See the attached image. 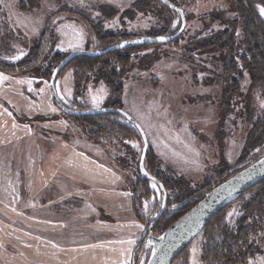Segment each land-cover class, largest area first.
Returning <instances> with one entry per match:
<instances>
[{
    "label": "rangeland",
    "instance_id": "1",
    "mask_svg": "<svg viewBox=\"0 0 264 264\" xmlns=\"http://www.w3.org/2000/svg\"><path fill=\"white\" fill-rule=\"evenodd\" d=\"M132 1L0 0L1 7L3 11H6L9 21L5 25L6 33L13 31V35H9V48L11 49H7L8 46L2 47L1 42L4 45L2 30L5 29L2 23L4 19H0L2 23L0 24L3 26L0 27V48H3L0 52L1 57L8 61H15L17 59H13V57H21V52L25 54L26 45L37 36L47 15L53 10L58 11L51 20L56 35L55 43L52 45L53 50L63 54L85 47L88 43L92 46L96 45L98 39L95 36L86 37V28L72 17L66 7L77 9L84 13L88 19L94 20L105 16L106 6L113 8L114 16L108 19L104 18L103 24L104 28L110 31L116 29L128 31L138 27L140 29L148 28L158 21L153 9L145 10V12L133 9L132 12L136 11L135 18L133 17L131 20L127 18L128 14L125 15V10ZM215 1L198 2L196 8L217 5ZM187 8L190 20L184 34L190 35L195 33L196 29L201 28L199 27L200 22H193L195 17L191 4L187 5ZM256 9L259 13L257 7ZM260 17L264 18L261 15ZM212 25L214 28L222 26L218 22H213ZM73 29L79 32L80 36H77ZM185 35H183L184 38ZM183 36L178 43L149 46L133 54L144 56L145 54L146 56L156 54L158 57L151 65L147 67L134 65L132 70L126 73L122 80L119 104L140 122L146 132L151 148L150 152L153 155L148 164L154 168L157 165L158 168H164L166 165L171 167L178 177L193 187L203 181V178L214 176L215 172L223 167L228 165L231 167L242 161L239 159L247 152L243 153L241 147H243L245 135L251 122L259 112L258 110L264 106V91L258 83H251L252 76L247 71H244L245 77L242 86H240L241 90L238 92H233V90L227 92L226 84L221 82L222 79L219 80L217 76L216 79L212 78V81H204L205 75L211 71V64L201 57L197 58L193 52L188 56L181 53L178 48L182 47L185 42ZM76 43H79L80 46L69 47V44ZM133 58L131 60L136 63V58ZM215 61L220 65L218 59ZM73 68L74 65H69L55 81L58 94L64 102L71 106L77 105V103L92 106L109 104L111 90L101 80L96 82L90 79L86 80L84 89L74 94ZM0 74L8 77V79L0 81V174L3 176L10 174L11 172L6 171V167L8 169V166L14 165L18 169L13 170L11 175H15L19 179L20 171L22 172L26 168L24 164L30 163L32 167V164L42 161V165H49V159H51V163L56 164L59 168L56 173L66 174L67 180L77 184V195L88 197L97 207L109 209L96 218H93V214L85 209V216L89 215L93 219L86 216L71 220L69 218L64 221V226L68 227L66 229L69 232L71 229H84V223L86 225L88 223L96 226L101 225L100 227L104 228L102 234L95 238L75 234L76 231L73 230L71 232L73 234L62 236L64 240L61 244L55 242L57 241L56 237L44 234L40 230L42 227L38 225L34 226V233L30 235L11 236L7 234L8 230L1 234L2 224L6 226V220L3 217L0 220V264H124L125 261L130 264L132 249L143 230V227L140 226L145 224L150 215L149 212L155 208L160 196V189L157 184L151 182L150 186L154 188V193H151L149 197H142L135 212L132 208L134 219L131 217L129 206L125 213H121L124 214V217H120L121 214L118 213L124 211L127 206L125 195L120 196L117 193L108 192L104 195L99 190L111 189V185H125L132 193L131 188L134 187L133 184L137 180L134 164H137L142 146L139 135L136 133L128 135L122 140L119 139L120 141L114 138L110 143L105 141V145H100L93 141L90 135L82 130L67 113L56 106L50 95L46 76L30 72L14 73L13 75L0 71ZM20 81L25 82L21 83ZM27 81H31V84ZM94 96L97 98L98 105L93 103ZM225 101L227 102L224 103ZM53 108L55 111H52ZM11 114L14 116L12 121L10 120ZM98 136L102 138L104 133L100 132ZM95 146L102 148V157L111 156L113 160L116 157L123 163L122 165L117 163V171L114 169L115 173L107 172L105 166L85 165L84 162L93 163L87 161L89 156L80 151H78V155L76 153V150H80V148ZM26 149L29 150L28 155L25 154ZM52 150L59 154L52 153L51 156H48ZM5 157L8 158L6 162L3 161ZM76 158H78L77 161H75ZM7 161L13 163L8 164ZM214 161L216 163H212ZM30 165L28 169L31 168ZM37 167H39V163L36 164L35 168ZM43 169L44 179H40L43 181L40 187L45 192V196H48L50 189H48L47 183L50 184L49 180H54L56 174H53L49 168ZM37 173L39 172H35V174ZM258 186L248 189L239 198L230 202L211 222L214 226H210V228L219 231L218 233H222L223 228H228L234 234L241 223L242 216L245 215L244 204L251 198ZM169 193L170 199L168 200L171 204L174 202L173 190ZM98 198H106L105 200L108 202L105 203ZM234 209L235 213L229 216L228 214ZM0 216L4 215L0 212ZM134 220L137 224L135 225L137 230L134 237L131 238L135 241L134 244L120 239L119 235L110 237V234L114 233L111 229L115 228L117 224L122 223L123 226L130 227ZM17 221L15 220V222ZM30 221L41 225L53 224L48 219L31 218ZM158 232V229L153 228L152 234L156 235ZM213 233L216 234L213 235ZM218 233L210 232V229L199 232L190 241L184 252L171 260V264H204L201 260L205 252L204 247L220 238ZM258 237L257 244L253 245L251 254L245 257L247 264L257 257L264 256V226L259 230ZM13 240L16 241V246H12L15 250L5 244ZM121 241L124 243H120ZM149 241L150 239L145 236L141 246L137 249L136 264H143L145 261L150 247ZM128 249H131L130 254Z\"/></svg>",
    "mask_w": 264,
    "mask_h": 264
},
{
    "label": "trees",
    "instance_id": "2",
    "mask_svg": "<svg viewBox=\"0 0 264 264\" xmlns=\"http://www.w3.org/2000/svg\"><path fill=\"white\" fill-rule=\"evenodd\" d=\"M170 1L181 6L184 10V16L186 17V25L176 38L167 42L153 44L143 43L141 45L114 49L99 55H76L60 69L61 71L59 73L60 75L69 65H74L72 72L74 94L84 89L86 80L90 79L93 82L101 80L105 82L111 90V99L107 105L120 106V91L122 90V80L125 78L126 73L129 70L131 71L134 65L138 67H147L158 57L156 54L148 56H146V54L145 56L133 54L149 46L180 42L179 39L181 36L185 35L184 32L190 20L187 8L189 4H191L194 11L193 16L195 18L193 22H200L199 27L201 29H196L195 33L185 35V38L183 36L185 42L182 44L183 46L178 49L187 56L189 53L193 52L197 58L201 57L204 61L207 60L208 64H211V71L205 75L204 81H212V78L216 79L217 76L219 80L222 79L221 82L226 84L225 87H227V92H229V90L238 92L241 90L240 86H242V81L247 71L252 76L251 83H258L264 91V18L260 17L256 9V4L262 3V0H216L215 2H217V5L199 8H196L198 2L203 3L207 0ZM66 9L72 14V17L84 25L86 28L85 32H87L86 37L92 38V36H95L98 39V43L93 46L88 43V41V44L85 46L86 48L102 47L111 42L136 35L172 33L180 24L178 12L159 0H133L130 2L129 7L125 10V15L128 14L127 18L130 20L133 19V17L135 18L136 11L132 12L133 9L142 10L144 12L145 10L148 11L153 9L158 17V21L148 28L144 27L140 29L138 27L128 31L122 29L110 31L104 28L103 24L105 19L114 16V9L108 6H106L107 10L105 9V16L98 18V20L88 19L84 13L77 9L69 7H66ZM57 13V10H53L47 15L42 29L37 33V36L31 39L30 43L26 45L27 51L19 59L8 61L3 59L0 54V71L13 75L14 73L19 74L25 72L33 74L39 73L49 78L52 71L51 69H53L61 59L60 57H63V55L67 53L65 52L62 54V52L53 50L52 45L55 43L56 35L52 27L53 25H51V20ZM0 15V19H4L2 23L5 29H1L4 34L3 40L5 46L3 42H1V44L2 47L6 48V46H8L7 49H11L9 48V35H13V31L11 32L9 30L10 32L8 34L6 33L5 25H7L8 23L6 22L9 21L6 11H3L1 4ZM213 22H218L220 25L222 24V26L214 28L212 27ZM1 24L0 27L2 28L3 26ZM173 25H175V27ZM2 47L0 48V52H2ZM133 57L136 58V63L131 60L134 59ZM215 59L219 60L220 65L219 63H215ZM219 69L220 72H218ZM226 102L227 101L224 103ZM73 106L86 107L87 105H80L77 103V105ZM258 111L259 112L246 132L243 147H241L242 152H247L248 155L245 154V156H242L239 160L247 159L251 161L264 153V106ZM69 116L80 128H82V130L90 135L93 141L98 142L100 145H105V141L110 143L114 138L115 140H122L128 135L135 133L139 135L137 129L116 112ZM100 132L104 133L102 138L98 136ZM150 149L149 146L145 159L146 163L144 164H146L150 172L155 174V176L164 183L167 189L168 204V199H170L169 191L172 190L174 193V202H171L169 205L181 204L178 208L167 207L164 209L154 226V228L159 231L182 214L183 211L193 204L197 198L201 197L204 191L209 189L211 185L230 174L228 173V169L230 168L228 165L215 172L214 176L203 178V181L198 185L190 187L187 181L178 177L171 167L167 165L164 168H158V165L157 167L155 166L156 168H154V166L151 167L148 164L149 159L153 156ZM137 164H134L135 170L137 171V180L133 184L134 187L131 188L133 190L131 202L134 212L138 209V204L139 201L142 200V197L146 198L149 197L151 193H154V188L150 186L152 181L140 175ZM254 186H258V188L244 204L243 209L245 215L242 216L241 223L236 228L234 234L228 228H223L224 230L222 233H218L219 231L210 228V226H214L211 222L214 221L219 212L228 204L218 209L209 221L204 224L201 231L210 229V232H217L218 236H220V238L213 241L211 245L209 243L204 247L205 252L203 254V259H201L204 264H247L245 257L251 254L254 247L253 245L257 244V239H259L258 232L264 226V178L248 187L238 196L239 198L245 191ZM160 199L161 196L157 199L155 208L151 209V212H149L150 215L146 219L145 224H143V228L149 223L153 214L159 208ZM215 234L216 233H213V235ZM189 243L181 248L175 258L184 252Z\"/></svg>",
    "mask_w": 264,
    "mask_h": 264
},
{
    "label": "water",
    "instance_id": "3",
    "mask_svg": "<svg viewBox=\"0 0 264 264\" xmlns=\"http://www.w3.org/2000/svg\"><path fill=\"white\" fill-rule=\"evenodd\" d=\"M163 4L171 7L178 12L180 18V24L177 29L168 34H142L132 37L120 39L115 42H111L102 47L98 48H77L68 51L57 64L51 69L50 76L48 78V88L50 95L57 107L63 110L68 115H87L101 112H116L123 116L128 122H130L134 128L137 129L140 140L142 141L141 150L138 158V169L142 177L150 179L154 184L158 185L160 189L161 199L159 208L153 214V217L149 223L143 228L139 237H137L136 244L132 249L131 262L130 264H136V253L137 249L142 244L144 237H150L152 240L149 243L150 247L145 257L143 264H171V260L180 252L181 248L189 243L195 235H197L204 224L222 207L226 206L233 200H235L244 190L259 182L264 178V153L258 156L256 159L247 160L244 159L228 169V175L220 179L217 183L211 185V187L204 191L201 197L191 204L182 214L176 217L171 223L159 231L156 235H151V232L165 208H178L179 204L169 205L167 203V189L164 183L155 174L150 172L146 167L145 159L147 151L149 149V141L147 135L142 128L140 122L135 119L131 114L125 111L120 106L106 105V106H86V107H75L64 102L62 97L58 94L56 88V79L67 62H69L76 55L87 54V55H99L104 54L114 49H120L128 46L141 45L143 43H160L167 42L176 38L184 29L186 24V17L184 16V10L181 6L174 4L170 0H159ZM159 37H166L161 40ZM139 125V127H136ZM253 168L255 172L253 173ZM153 249L156 254L153 255Z\"/></svg>",
    "mask_w": 264,
    "mask_h": 264
},
{
    "label": "crops",
    "instance_id": "4",
    "mask_svg": "<svg viewBox=\"0 0 264 264\" xmlns=\"http://www.w3.org/2000/svg\"><path fill=\"white\" fill-rule=\"evenodd\" d=\"M85 36V35H84ZM60 89V86L58 87ZM58 89V90H59ZM72 89V86H71ZM89 106V104H86ZM92 106V105H90ZM102 106V105H101ZM14 118L13 114H11L10 120L12 121ZM6 120L8 118H5ZM73 134V133H72ZM1 140V139H0ZM20 151V150H18ZM28 149L25 150V154L28 155ZM78 151L81 153H86L85 155H88L89 158L87 161L93 162L88 163L84 162L85 165L88 166H105L107 172L115 173L114 169L116 170L117 163L122 165L123 163L120 160H117L115 157L114 160L110 156L108 158L102 157V148L101 147H90V148H80V150H76V153L78 155ZM58 153L54 150L50 151L48 156H51V154ZM107 153V152H106ZM39 154V153H38ZM59 154V153H58ZM110 154V153H108ZM107 155V154H106ZM214 155V153H213ZM53 157V156H52ZM14 159V157H11ZM8 158H3V161L6 162ZM49 165H42V161H38L34 164H32V167L30 163L24 164L26 168H22L23 171H20V178H16L15 175H11L13 173V170H17L18 167H12L8 166V169L6 167L7 172H11L10 174H5L4 176L0 174V212L4 216H0V220L4 217L6 220V226H3L2 224V233L7 231V234H10L11 236L16 235H30L31 233H34L33 229L35 228V225L41 226L42 232L47 235H52L56 237L55 241L56 243L61 244L64 240V237L71 235L73 230L76 231L75 234H80L83 236H91L92 238H95L96 236L101 235L103 228L100 227L101 225H92V223H88L87 225L84 223L83 228L84 229H71V232H69L64 226V221L71 219H79L88 216V218H96L100 217L102 213H106L109 209H106L105 207H97L95 203L91 202V199L88 197H82L76 194V191L78 190L77 184L71 180H67L66 174L59 175L56 173L59 168H57V165L54 163H51V159H49ZM78 158L75 159L77 161ZM150 160V159H149ZM8 162V161H7ZM13 162L9 161L8 164H12ZM39 163V167H36V164ZM212 163H216L215 161ZM7 164V163H6ZM68 165V162L66 163ZM30 165L31 168L30 172L28 169V166ZM48 166V167H47ZM49 168L53 171V174H56L54 177V180H49L50 184L47 183L48 189L50 192V195L45 196V192L41 189V183L43 182L40 180L41 178L44 179V174L42 173L44 171L43 168ZM124 168L127 171L126 166L124 165ZM28 170V171H27ZM117 171V170H116ZM35 172H39L35 174ZM18 173V171H17ZM54 176V175H53ZM47 181V180H46ZM111 189H108L106 191L99 190L101 194L106 195V192L108 193H117L120 196L125 195L128 202L127 208H124V211H119L118 213H125L128 209V206L130 208V214L132 219H134V215L132 214V193L130 189L124 185H111ZM99 193V194H100ZM99 199V198H98ZM106 198H100V201L108 202V200H105ZM129 200V201H128ZM95 202V201H94ZM110 203V202H109ZM85 209L87 211L89 210L93 215L92 217L89 215L84 214ZM83 210V211H82ZM112 211V210H110ZM116 213V212H114ZM120 217H124V214H121ZM118 217V218H120ZM31 218H40V219H48L53 222V224L45 223L44 225L31 223ZM15 220H18L15 222ZM59 223V225H57ZM72 223V222H71ZM86 225V226H85ZM137 225L135 220L132 221V225L129 226H123L122 223L117 224V226L112 230V234H110V237H113V235H119L120 239L125 241H130L132 237H134V234L137 230ZM110 232V231H107ZM16 241H10L6 242L5 244L9 247L15 250L12 246H16ZM11 245H10V244ZM132 254V253H131ZM131 257V256H130ZM131 260V259H130Z\"/></svg>",
    "mask_w": 264,
    "mask_h": 264
},
{
    "label": "snow or ice",
    "instance_id": "5",
    "mask_svg": "<svg viewBox=\"0 0 264 264\" xmlns=\"http://www.w3.org/2000/svg\"><path fill=\"white\" fill-rule=\"evenodd\" d=\"M256 7L259 10V14L261 16H264V0H262V3L257 4ZM173 26L175 27V25H173ZM65 27H71V26H65ZM73 32H75L77 36H80V33L79 32H76L75 29H73ZM65 34H67V33H65ZM159 39L164 40V39H166V37H159ZM79 46H80L79 43L69 44V47H72V48H77ZM22 55H24L23 52L20 53V56H22ZM19 58H20L19 56L13 57V59H19ZM6 79H8V77L3 76L2 74H0V81L6 80ZM20 82L21 83H24L25 81H20ZM27 83L31 84V81H27ZM41 91H43V89H41ZM93 103L98 105V101H97V98L95 96L93 97ZM52 111H55V109L53 108ZM136 127H139V125H136ZM252 171L254 173L255 172V169L253 168ZM153 186H155V185H153ZM234 213H235V209L233 210V212H230L228 215L231 216ZM140 227H143V226L141 225ZM120 243H124V241H121ZM127 243L134 244L135 241L134 240H131V241H128ZM149 243H151V242L149 241ZM128 252L130 254L131 249H128ZM193 252H195V249H193ZM155 254H156L155 249H153V255H155ZM124 264H127V261H125ZM250 264H264V256L257 257L255 260L251 261Z\"/></svg>",
    "mask_w": 264,
    "mask_h": 264
},
{
    "label": "built area",
    "instance_id": "6",
    "mask_svg": "<svg viewBox=\"0 0 264 264\" xmlns=\"http://www.w3.org/2000/svg\"><path fill=\"white\" fill-rule=\"evenodd\" d=\"M151 235H154V234H152V232H151ZM148 239H150V241L152 240L150 237H147Z\"/></svg>",
    "mask_w": 264,
    "mask_h": 264
}]
</instances>
